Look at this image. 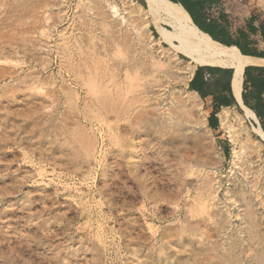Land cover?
<instances>
[{
    "label": "rangeland",
    "instance_id": "374dc122",
    "mask_svg": "<svg viewBox=\"0 0 264 264\" xmlns=\"http://www.w3.org/2000/svg\"><path fill=\"white\" fill-rule=\"evenodd\" d=\"M122 2L0 0V264H264L256 118L212 131L189 59Z\"/></svg>",
    "mask_w": 264,
    "mask_h": 264
},
{
    "label": "bare ground",
    "instance_id": "6f19581e",
    "mask_svg": "<svg viewBox=\"0 0 264 264\" xmlns=\"http://www.w3.org/2000/svg\"><path fill=\"white\" fill-rule=\"evenodd\" d=\"M143 1L145 4V8H142L140 5H136V3H134L132 0H123L122 6L126 10L129 18L132 19L131 21H137L140 23L141 26H147L148 24L155 25L156 30L159 33L158 42H162L168 46L169 54H172V56H176L177 54H181V55H183L189 59L192 66H190L186 70L189 72V74L186 77H183L181 79V81L184 85H187L189 79L191 78V76L194 72V69L198 66H218V67H223V68H234V69L244 68L246 66L249 67V65L264 66V60H262V59H257V58H253V57H249V56H238V55L234 54L233 52H231L227 47L214 43L213 40H211L207 34L200 32L196 28V26L193 24L191 18L186 13V11L182 8L181 5L173 3L169 0H143ZM262 1H264V0H262ZM109 6H110L111 10L113 11V13L119 12L118 7H116L115 5L110 4ZM98 11H99V9H98ZM103 13H104L103 11H101V10L99 11L100 16H103L104 20H106L105 19L106 15ZM160 22H163V23H160ZM145 56H147V55H145ZM169 59H170V57H169ZM168 64H169V67L167 65H164V66L168 67V71H166L164 69L166 71L164 73H166L168 76L169 75L172 76L173 72L170 70L173 68H171L172 66H170V63H168ZM152 65L154 67L153 69L157 70L156 69L157 64L153 63ZM140 68L143 69L144 67H140ZM155 70H153V71L155 72ZM115 72H117V70ZM126 72H127V69H126ZM142 74H143V71H142ZM144 78L145 77H143V79ZM154 78H155V76H154ZM140 79H142V78H140ZM153 81H154V79H153ZM116 85H115V88L118 86V85L117 86ZM143 85H145V84L143 83L142 87H143ZM144 92H145V94L147 93V95H149V96H154V98H160L158 93L157 94L152 93L148 87L146 88V85H145ZM171 95L173 96L172 100H173V102H174L173 104L175 106L174 109H176V111L179 113L182 112L183 111V105H182L183 98L180 97L179 95H174L173 93ZM149 100H150V97H149ZM152 104H153V102H152ZM109 106H111V104ZM114 107H115V105H114ZM110 110H111L112 114L113 115L115 114L116 116H118V113H119L118 111H120L116 108L114 109L113 106H111V108H109V111ZM176 111H175V113H176ZM121 112H123V110ZM119 116H120V114H119ZM151 117H154V115ZM116 118H118V117H116ZM184 123H185L184 122V115H181L180 117H178V121L174 122L173 125L175 128H178V127L184 128V125H185ZM220 123L223 127H225L228 130L229 133L231 132L232 127L229 124V115H228L227 111H223L220 114ZM151 125H152V123H151ZM157 125H159V123ZM135 130H133V132ZM248 146L254 152H258L259 148H260L259 145L254 146L251 143H249ZM128 150H129L128 151L129 153H132V151L130 149H128Z\"/></svg>",
    "mask_w": 264,
    "mask_h": 264
},
{
    "label": "crops",
    "instance_id": "0c3cea01",
    "mask_svg": "<svg viewBox=\"0 0 264 264\" xmlns=\"http://www.w3.org/2000/svg\"><path fill=\"white\" fill-rule=\"evenodd\" d=\"M234 1L237 4L235 6L232 4L233 0H219V4L211 5L206 9L209 18L216 20L219 24L225 27L232 40V45L230 46H226L218 42L216 44L225 46L228 49L234 47L239 52L237 43L239 44L246 43L248 44L247 47L251 50H257L258 52L264 51V42L262 41V38L259 33V25L262 22H264V17L260 16L258 14V11L250 6L247 7L245 11H243L242 10L243 0H234ZM239 10L243 11L242 14L243 16L241 18V21L243 23L242 25L235 26L233 20L235 18L232 19L230 13H232L233 11L237 13ZM221 12L226 15L224 19L219 18ZM252 16L254 17L253 21H251ZM249 24L256 30L255 34H252L247 30V26ZM240 34H243L245 38L241 39ZM230 51L233 52L232 50ZM233 53L238 56H248V55H242L240 52L239 53L241 55L236 52ZM249 57H253V56H249ZM253 58L264 60V58H259V57H253ZM199 67H211V68H220L223 70H231L232 71L231 74L229 76L227 75L229 77L228 79L229 84H227V82L224 80L225 76L223 74L214 73V72H212V74H209L208 72L203 71L195 81V85L199 87V89H201L200 94L196 91L190 90V83L193 80L196 71L198 70ZM247 67L248 66L244 68L234 69V68H223L218 66H198L194 69V72L191 78L189 79L186 88L189 92L194 94L200 100L203 106V111L205 114V118L207 120V124L208 126L212 125V127L209 126V128L212 131L219 128L220 111H222L223 109L234 108L243 112H244L243 109H245L249 114L253 115V117L256 118L257 120L261 134L264 135V131L261 127L259 118L249 107L255 104V100L250 97L251 91H253L252 88L248 87L247 89H245L244 86V71L245 68ZM249 67L264 68V66H258V65H249ZM244 98L248 100L249 103L248 105L245 103Z\"/></svg>",
    "mask_w": 264,
    "mask_h": 264
},
{
    "label": "trees",
    "instance_id": "16d2710c",
    "mask_svg": "<svg viewBox=\"0 0 264 264\" xmlns=\"http://www.w3.org/2000/svg\"><path fill=\"white\" fill-rule=\"evenodd\" d=\"M173 3L179 4L186 11V13L191 18L193 24L203 33L209 35L211 39L215 43H221L226 46L232 45V40L227 32V29L219 24L216 20L210 19L206 9L211 5L219 4V0H169ZM225 14L222 12L219 15V18L224 19ZM253 16L251 17V21H253ZM247 30L255 34L256 30L249 24L247 26ZM259 33L264 42V22L259 25ZM240 38H245L243 34H240ZM238 42V41H237ZM238 45V46H237ZM237 47L239 52L242 55H248L253 57L264 58V51L258 52L257 50H251L247 46L246 43H237ZM233 52L240 54L236 48H229ZM240 54V55H241ZM244 70V69H243ZM206 71L209 74L219 73L225 76L224 80L229 84L228 79L231 74V70H223L220 68H211V67H199L196 71V74L193 80L190 83V90L196 91L200 94L201 89L195 85V81L198 76ZM228 75V76H227ZM235 79V78H234ZM234 81V80H233ZM244 86L245 89L251 87L253 91H251L250 97L255 100V104L249 106L256 116L260 120L261 127L264 131V68L258 67H247L244 71ZM245 103L248 105V100L244 98ZM211 124V123H210ZM212 127V125H209Z\"/></svg>",
    "mask_w": 264,
    "mask_h": 264
},
{
    "label": "water",
    "instance_id": "95a60500",
    "mask_svg": "<svg viewBox=\"0 0 264 264\" xmlns=\"http://www.w3.org/2000/svg\"><path fill=\"white\" fill-rule=\"evenodd\" d=\"M197 28V27H196ZM198 29V28H197ZM199 30V29H198ZM200 31V30H199ZM201 32V31H200ZM205 34V33H204ZM210 38V37H209Z\"/></svg>",
    "mask_w": 264,
    "mask_h": 264
}]
</instances>
